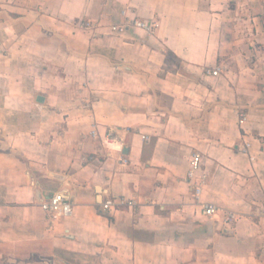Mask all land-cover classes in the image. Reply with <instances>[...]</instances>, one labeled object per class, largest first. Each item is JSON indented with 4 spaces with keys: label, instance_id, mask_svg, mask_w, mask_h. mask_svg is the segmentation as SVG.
Listing matches in <instances>:
<instances>
[{
    "label": "crops",
    "instance_id": "obj_1",
    "mask_svg": "<svg viewBox=\"0 0 264 264\" xmlns=\"http://www.w3.org/2000/svg\"><path fill=\"white\" fill-rule=\"evenodd\" d=\"M228 1L0 0V264H264V78L219 74ZM121 11L153 32L110 33ZM55 193L70 215L40 208Z\"/></svg>",
    "mask_w": 264,
    "mask_h": 264
},
{
    "label": "rangeland",
    "instance_id": "obj_2",
    "mask_svg": "<svg viewBox=\"0 0 264 264\" xmlns=\"http://www.w3.org/2000/svg\"><path fill=\"white\" fill-rule=\"evenodd\" d=\"M250 4L255 5L256 0H229L227 9L221 12V19L225 20L226 25L219 28L220 33L222 32L220 42L225 45L227 53L222 55L223 66L218 68L219 74L231 75L232 84L236 81L240 84L256 82L264 78V72L259 74L254 68L255 64L264 67L262 64L264 60L259 61L255 52L258 44L255 41L257 37L255 26L262 17V13L260 9L248 8ZM259 70L262 69L259 68ZM221 84L216 83L215 85L219 88ZM95 257V253H90V251L75 253L71 257L59 255L56 264H80V260H85V264H95Z\"/></svg>",
    "mask_w": 264,
    "mask_h": 264
},
{
    "label": "built area",
    "instance_id": "obj_3",
    "mask_svg": "<svg viewBox=\"0 0 264 264\" xmlns=\"http://www.w3.org/2000/svg\"><path fill=\"white\" fill-rule=\"evenodd\" d=\"M122 20L118 23H113L109 25L110 33H124L127 29H141L145 33L150 34L153 32V28L155 27V22H147L142 19H138L136 17H131L125 13V11H121ZM79 25L82 28H91L92 23L88 21H79ZM212 75H217L218 70L215 69L211 72ZM242 122V120L240 121ZM92 135H94V131H92ZM115 135L113 133H107L104 136V142H111L115 140ZM143 139H146L143 136ZM201 168V155L198 152H194L190 159V167L188 172V178L191 177L200 171ZM205 176L202 174L199 176L198 181L193 184V197L198 201L199 193L202 188V183L204 182ZM134 205L133 200H125L124 198L119 199H107L101 203L102 211H110L111 209H116L122 206H132ZM40 208L51 217H66L72 212V203L65 199L64 194L55 193L51 195L47 200L43 201L40 204ZM203 213L207 217H211L216 211L217 207L211 203H202ZM262 212L264 213V207L262 208ZM225 218V222L227 225L231 224L235 219L234 212H227Z\"/></svg>",
    "mask_w": 264,
    "mask_h": 264
}]
</instances>
